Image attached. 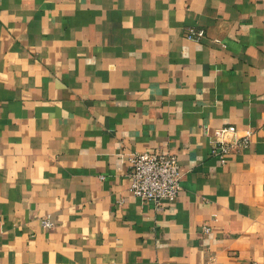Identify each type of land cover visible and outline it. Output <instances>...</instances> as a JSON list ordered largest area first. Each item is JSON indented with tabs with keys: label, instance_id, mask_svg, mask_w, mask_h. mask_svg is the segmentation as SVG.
Here are the masks:
<instances>
[{
	"label": "crops",
	"instance_id": "obj_1",
	"mask_svg": "<svg viewBox=\"0 0 264 264\" xmlns=\"http://www.w3.org/2000/svg\"><path fill=\"white\" fill-rule=\"evenodd\" d=\"M141 150L180 165L161 208ZM0 264H264V0H0Z\"/></svg>",
	"mask_w": 264,
	"mask_h": 264
},
{
	"label": "built area",
	"instance_id": "obj_2",
	"mask_svg": "<svg viewBox=\"0 0 264 264\" xmlns=\"http://www.w3.org/2000/svg\"><path fill=\"white\" fill-rule=\"evenodd\" d=\"M203 29L189 27L188 38L200 40ZM216 139L212 140L210 152L225 162L226 156L245 148L250 143L251 130L239 134L235 125L222 126L216 130ZM127 176L130 180L129 190L141 200L162 207L164 199L175 198L180 190L182 172L176 155L159 150L134 151L128 155ZM44 226H51L48 218L42 219ZM206 231L208 226H204Z\"/></svg>",
	"mask_w": 264,
	"mask_h": 264
}]
</instances>
